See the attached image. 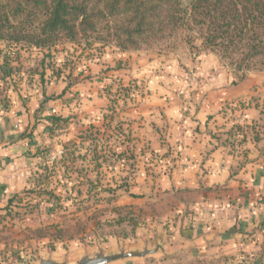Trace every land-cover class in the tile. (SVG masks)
Masks as SVG:
<instances>
[{
    "label": "crops",
    "instance_id": "crops-1",
    "mask_svg": "<svg viewBox=\"0 0 264 264\" xmlns=\"http://www.w3.org/2000/svg\"><path fill=\"white\" fill-rule=\"evenodd\" d=\"M102 54L73 72L81 82L63 98L50 97L64 93L65 73L45 71L49 91L37 74H26L17 90L0 79V208L30 187L39 170L48 126L61 124L46 117L100 123L109 99L95 75L113 73L123 82L135 76L145 81L146 96L125 103L138 162L125 199L144 218L130 240L111 247L157 241L165 253L118 264H264V102L255 101L254 80L235 85L211 54L187 69L170 60L161 73L134 53ZM109 67L116 69L104 74ZM72 92L81 103L66 100Z\"/></svg>",
    "mask_w": 264,
    "mask_h": 264
},
{
    "label": "rangeland",
    "instance_id": "rangeland-1",
    "mask_svg": "<svg viewBox=\"0 0 264 264\" xmlns=\"http://www.w3.org/2000/svg\"><path fill=\"white\" fill-rule=\"evenodd\" d=\"M12 23H24L28 29L25 33L29 35L41 22L26 19ZM112 33L103 23L96 33L80 37L76 42L61 39L55 46L39 50L28 41L1 40L0 61L12 67V74L17 78L10 82L17 88L26 74L30 78L45 70L55 76L65 73L68 83V76L74 77L73 72L85 60L101 58L106 49L120 51L118 44L127 38L123 36L118 41L111 37ZM203 38L204 31L188 26L183 32L166 31L153 37L136 38L133 46L125 42L131 48L125 52L156 62L158 73L170 60L187 69L197 57L215 55L235 85L242 82L238 67L245 69V79L251 77L254 88L260 89L254 96L255 101L264 102V57L242 61L241 54L228 57L208 52L202 44ZM114 69L109 67L102 72L106 74ZM111 75L107 76V82L106 75L101 77L100 72L95 75L109 99V105L101 113L103 121L92 124L70 120L57 127L48 126L52 128L48 135L50 142L47 141L30 187L17 195V200L7 206V212L0 210V264H36L49 257L74 263L94 246L111 247L119 241L130 240L131 231L141 224L144 217L138 212L139 206L136 209V205L126 204L125 199L131 191L130 179L138 163L133 150L135 142L130 138L135 129L130 122L133 113L131 108L126 109L125 103L136 104L146 96L145 81L132 76L123 82L121 76ZM61 96L53 94L50 98ZM82 99L78 92L66 98L78 103ZM71 117L74 116L67 118ZM58 149L63 152L55 156Z\"/></svg>",
    "mask_w": 264,
    "mask_h": 264
},
{
    "label": "trees",
    "instance_id": "trees-1",
    "mask_svg": "<svg viewBox=\"0 0 264 264\" xmlns=\"http://www.w3.org/2000/svg\"><path fill=\"white\" fill-rule=\"evenodd\" d=\"M26 19L41 22L29 35L24 23H12ZM103 23L114 31L111 37L120 41L126 36L125 42L131 46L136 45V38L183 32L189 26L204 31L202 44L208 52L228 57L241 54L242 61L264 57V0H0V41H28L38 50L49 49L61 39L76 42L96 33ZM125 42L118 44L124 52L131 49ZM12 70L9 63L0 61V79L9 85L16 75ZM45 71L39 74L43 86L48 83ZM238 71L243 81L246 70L239 66ZM79 82L69 75L61 97ZM12 87L17 90V86ZM224 113L229 114L227 110ZM46 119L59 123L71 120L61 116ZM16 200L17 195L9 198L5 209L0 210L7 212V206Z\"/></svg>",
    "mask_w": 264,
    "mask_h": 264
},
{
    "label": "water",
    "instance_id": "water-1",
    "mask_svg": "<svg viewBox=\"0 0 264 264\" xmlns=\"http://www.w3.org/2000/svg\"><path fill=\"white\" fill-rule=\"evenodd\" d=\"M158 253H165L164 246L157 241L154 245L148 241L147 244L136 248L130 244H119L115 247L94 246L91 250L80 255L74 263L49 257L40 259L36 264H118Z\"/></svg>",
    "mask_w": 264,
    "mask_h": 264
}]
</instances>
